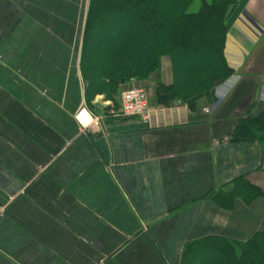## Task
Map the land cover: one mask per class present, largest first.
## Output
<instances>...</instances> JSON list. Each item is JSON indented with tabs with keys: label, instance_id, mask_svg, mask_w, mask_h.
I'll use <instances>...</instances> for the list:
<instances>
[{
	"label": "crops",
	"instance_id": "obj_1",
	"mask_svg": "<svg viewBox=\"0 0 264 264\" xmlns=\"http://www.w3.org/2000/svg\"><path fill=\"white\" fill-rule=\"evenodd\" d=\"M87 5L0 0V264H181L190 241L259 229L264 199L227 210L210 197L239 176L264 190V138L231 140L264 103V0H248L227 32L233 73L210 94L159 102L168 56L129 83L147 91L146 122L113 96L88 100ZM81 109L98 123H80Z\"/></svg>",
	"mask_w": 264,
	"mask_h": 264
},
{
	"label": "trees",
	"instance_id": "obj_2",
	"mask_svg": "<svg viewBox=\"0 0 264 264\" xmlns=\"http://www.w3.org/2000/svg\"><path fill=\"white\" fill-rule=\"evenodd\" d=\"M90 0L82 38L80 70L87 97L111 98L124 83L147 79L170 59L172 83L156 87L168 105L210 94L233 69L224 56L226 35L248 0ZM264 138V103L256 113L237 119L234 141ZM227 210L235 200L251 204L264 190L245 177L233 180L229 191L210 197ZM188 242L181 264H264V223L243 240L213 236Z\"/></svg>",
	"mask_w": 264,
	"mask_h": 264
},
{
	"label": "built area",
	"instance_id": "obj_3",
	"mask_svg": "<svg viewBox=\"0 0 264 264\" xmlns=\"http://www.w3.org/2000/svg\"><path fill=\"white\" fill-rule=\"evenodd\" d=\"M148 95L143 87H128L121 91L119 95V113L124 116L136 117L140 122H146L149 119V108L147 106ZM211 108H206L209 111ZM80 123H91L96 125L98 117H91L81 109L75 115Z\"/></svg>",
	"mask_w": 264,
	"mask_h": 264
},
{
	"label": "rangeland",
	"instance_id": "obj_4",
	"mask_svg": "<svg viewBox=\"0 0 264 264\" xmlns=\"http://www.w3.org/2000/svg\"><path fill=\"white\" fill-rule=\"evenodd\" d=\"M89 1L90 0H88V4H89ZM198 3H199V1L198 0H195L194 1V3H193V5H192V9L193 8H195V6L197 7V5H198ZM87 7H88V5H87ZM87 12V11H86ZM83 33H84V25H83V28H82V32H81V38H80V46L82 47V38H83ZM263 41H264V39L261 41V43H263ZM258 44L257 46L259 47H261L262 46V44ZM164 56H166V55H164ZM162 58V57H161ZM161 60V59H160ZM160 67V66H159ZM159 69V68H158ZM81 71V70H80ZM158 71V70H157ZM156 71V72H157ZM156 72H154V73H156ZM153 73V74H154ZM153 74H151V75H153ZM151 75L147 78V79H149L150 77H151ZM84 79V78H83ZM147 79H143V80H136V79H132V80H130V81H128V82H126V83H124L123 85H121L120 86V89L117 91V93L116 94H114L113 95V105H114V107H115V109L117 110V112L119 111V95H120V93H121V91L122 90H124V89H126V88H128V87H136L137 85H135L134 86V84H129V83H131L132 81H144V80H147ZM84 81H86L85 79H84ZM87 83V82H86ZM158 83H161V82H158ZM126 84H129L128 86H126ZM146 90V89H145ZM157 91V90H156ZM86 93H87V84H86ZM94 96H96V95H94ZM128 117H131V116H128ZM248 205H250V204H248Z\"/></svg>",
	"mask_w": 264,
	"mask_h": 264
}]
</instances>
